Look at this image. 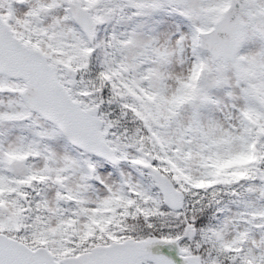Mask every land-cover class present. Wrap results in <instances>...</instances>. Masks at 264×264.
Returning <instances> with one entry per match:
<instances>
[{"label":"snow or ice","instance_id":"1","mask_svg":"<svg viewBox=\"0 0 264 264\" xmlns=\"http://www.w3.org/2000/svg\"><path fill=\"white\" fill-rule=\"evenodd\" d=\"M0 264H264V0H0Z\"/></svg>","mask_w":264,"mask_h":264}]
</instances>
